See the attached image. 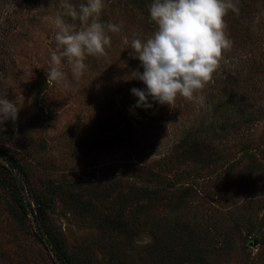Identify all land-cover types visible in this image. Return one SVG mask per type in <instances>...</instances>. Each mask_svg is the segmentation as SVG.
<instances>
[{
    "label": "rangeland",
    "instance_id": "rangeland-1",
    "mask_svg": "<svg viewBox=\"0 0 264 264\" xmlns=\"http://www.w3.org/2000/svg\"><path fill=\"white\" fill-rule=\"evenodd\" d=\"M17 1L0 0V96L19 107L0 123V264H264V0H232L231 48L191 100L147 109L131 42L155 32L152 0H103L120 31L79 77L63 58L59 82L62 0H30L28 21ZM185 137L208 156L177 158Z\"/></svg>",
    "mask_w": 264,
    "mask_h": 264
},
{
    "label": "clouds",
    "instance_id": "clouds-1",
    "mask_svg": "<svg viewBox=\"0 0 264 264\" xmlns=\"http://www.w3.org/2000/svg\"><path fill=\"white\" fill-rule=\"evenodd\" d=\"M103 8V0H87L78 9L62 0V11L54 19L57 48L50 55L47 80L59 82L64 78L59 66L65 57L73 75L79 77L86 67V56L106 55V47L111 46L108 33L119 32L120 26L100 21ZM228 10L239 11L232 0H152L149 14L157 28L146 41L131 42L143 68L142 73L133 71L132 78L146 86L130 90L138 98L135 107L151 108L149 97L169 106L175 104L178 95L191 100L193 93L212 79L223 51L232 44L225 33ZM64 16L79 20L80 29L66 23ZM18 110L17 104L0 96V123L15 121Z\"/></svg>",
    "mask_w": 264,
    "mask_h": 264
},
{
    "label": "trees",
    "instance_id": "trees-1",
    "mask_svg": "<svg viewBox=\"0 0 264 264\" xmlns=\"http://www.w3.org/2000/svg\"><path fill=\"white\" fill-rule=\"evenodd\" d=\"M24 2V6H22L21 0L19 2L17 1L15 6L12 8V11H10L13 15H16L15 20L18 21L20 18L23 16L25 17L24 20H32L34 15L32 14V10L29 11L30 9V0H22ZM36 12V11H35ZM23 15V16H22ZM175 149H179V152L176 153L177 158H189L190 160H198L201 161L205 158V156H208V149L206 146V142L200 139H188L187 137L181 138L180 140L177 141ZM0 156L4 159H7L6 154L0 152ZM23 191V188H22ZM26 205L28 207V210L32 213V210L29 206V203L26 202ZM35 223H37V220L35 218ZM122 228V225H120ZM38 230V229H37ZM40 230H38V234L40 235Z\"/></svg>",
    "mask_w": 264,
    "mask_h": 264
}]
</instances>
